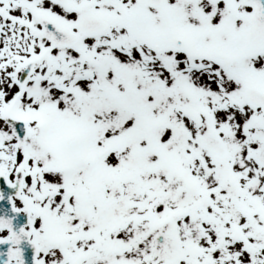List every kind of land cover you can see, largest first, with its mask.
Segmentation results:
<instances>
[{"label": "snow or ice", "instance_id": "obj_1", "mask_svg": "<svg viewBox=\"0 0 264 264\" xmlns=\"http://www.w3.org/2000/svg\"><path fill=\"white\" fill-rule=\"evenodd\" d=\"M0 264H264V0H0Z\"/></svg>", "mask_w": 264, "mask_h": 264}]
</instances>
